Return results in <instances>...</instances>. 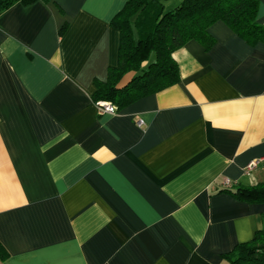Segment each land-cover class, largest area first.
<instances>
[{
    "label": "crops",
    "instance_id": "1",
    "mask_svg": "<svg viewBox=\"0 0 264 264\" xmlns=\"http://www.w3.org/2000/svg\"><path fill=\"white\" fill-rule=\"evenodd\" d=\"M125 1L0 14L6 264H233L223 255L264 229V202L224 190L264 181V167L243 173L264 158V43L218 20L210 48L173 52L175 84L101 113L94 81L117 65Z\"/></svg>",
    "mask_w": 264,
    "mask_h": 264
},
{
    "label": "trees",
    "instance_id": "2",
    "mask_svg": "<svg viewBox=\"0 0 264 264\" xmlns=\"http://www.w3.org/2000/svg\"><path fill=\"white\" fill-rule=\"evenodd\" d=\"M35 1L0 0V14L15 3ZM258 6L259 0H180L166 10L163 0H126L110 22L121 33L117 65L108 68L104 80L95 79L93 101H107L120 109L175 84L179 66L173 52L192 39L210 48L214 39L209 28L218 20L247 43H264ZM224 190L240 200L264 202V181L236 183ZM8 255L0 242V264H6ZM223 256L233 264H264V229Z\"/></svg>",
    "mask_w": 264,
    "mask_h": 264
},
{
    "label": "built area",
    "instance_id": "3",
    "mask_svg": "<svg viewBox=\"0 0 264 264\" xmlns=\"http://www.w3.org/2000/svg\"><path fill=\"white\" fill-rule=\"evenodd\" d=\"M97 106L101 113H115L117 111L116 106L107 101H99L97 102ZM137 125L142 126L143 121L138 120ZM259 167H264V158L262 157L249 160L243 167V173L245 175H249L253 170Z\"/></svg>",
    "mask_w": 264,
    "mask_h": 264
},
{
    "label": "rangeland",
    "instance_id": "4",
    "mask_svg": "<svg viewBox=\"0 0 264 264\" xmlns=\"http://www.w3.org/2000/svg\"><path fill=\"white\" fill-rule=\"evenodd\" d=\"M180 2V0H163L164 8L171 9L175 5H177Z\"/></svg>",
    "mask_w": 264,
    "mask_h": 264
}]
</instances>
